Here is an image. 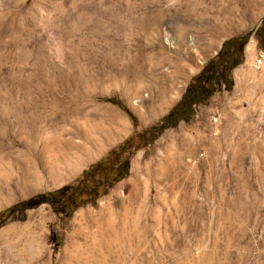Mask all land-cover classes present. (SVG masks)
<instances>
[{
    "label": "rangeland",
    "instance_id": "1",
    "mask_svg": "<svg viewBox=\"0 0 264 264\" xmlns=\"http://www.w3.org/2000/svg\"><path fill=\"white\" fill-rule=\"evenodd\" d=\"M263 18L264 0H0V212L160 122ZM263 54L250 36L233 88L139 147L95 204L0 219V264H264Z\"/></svg>",
    "mask_w": 264,
    "mask_h": 264
},
{
    "label": "trees",
    "instance_id": "2",
    "mask_svg": "<svg viewBox=\"0 0 264 264\" xmlns=\"http://www.w3.org/2000/svg\"><path fill=\"white\" fill-rule=\"evenodd\" d=\"M253 35L258 49L264 53V18ZM249 39L248 34L226 39L217 54L192 78L181 99L160 122L136 132L116 145L73 182L58 190L38 194L0 212V219L14 211L35 208L44 203L51 205L55 211L66 214L72 213L82 205L95 204L116 183L128 177L130 160L139 147L153 142L167 129L175 128L182 122L189 123L199 105L206 104L216 92L230 91L233 88L232 73L245 61V48ZM104 100L118 105L134 123L137 122V117L119 99L107 97Z\"/></svg>",
    "mask_w": 264,
    "mask_h": 264
},
{
    "label": "bare ground",
    "instance_id": "3",
    "mask_svg": "<svg viewBox=\"0 0 264 264\" xmlns=\"http://www.w3.org/2000/svg\"><path fill=\"white\" fill-rule=\"evenodd\" d=\"M212 3H213V6H211V7H208V8H205L204 9V12L203 13H206V14H208L209 16L210 15H213V16H215L214 18H216L217 19V17H219V16H221V15H223L224 13H225V10H223V9H216L217 11L215 12L214 10H212L213 9V7H214V5L216 4L215 3V1H212ZM196 4H198V3H196ZM216 6V5H215ZM199 8H201V7H199ZM228 12V11H227ZM211 13V14H210ZM211 17V16H210ZM216 21V20H215ZM190 47H191V49H195V47H193L194 46V40L193 39H191L190 40ZM172 46V45H171ZM183 49V48H182ZM193 58V57H192ZM194 59V58H193ZM191 60V59H190ZM176 76V75H175ZM179 76V75H178ZM167 85V84H166ZM163 97V96H162ZM162 101H163V103L164 104H168L169 103V99L167 98L166 99V97H163L162 98Z\"/></svg>",
    "mask_w": 264,
    "mask_h": 264
},
{
    "label": "built area",
    "instance_id": "4",
    "mask_svg": "<svg viewBox=\"0 0 264 264\" xmlns=\"http://www.w3.org/2000/svg\"><path fill=\"white\" fill-rule=\"evenodd\" d=\"M264 63V57H260L256 61V67L261 68L262 64Z\"/></svg>",
    "mask_w": 264,
    "mask_h": 264
},
{
    "label": "water",
    "instance_id": "5",
    "mask_svg": "<svg viewBox=\"0 0 264 264\" xmlns=\"http://www.w3.org/2000/svg\"><path fill=\"white\" fill-rule=\"evenodd\" d=\"M253 34H250V36H252ZM217 54V53H216Z\"/></svg>",
    "mask_w": 264,
    "mask_h": 264
}]
</instances>
